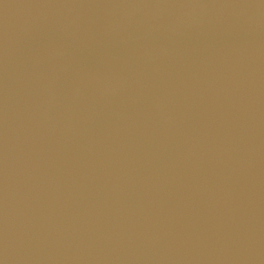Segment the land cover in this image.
Returning a JSON list of instances; mask_svg holds the SVG:
<instances>
[{
	"label": "water",
	"instance_id": "1",
	"mask_svg": "<svg viewBox=\"0 0 264 264\" xmlns=\"http://www.w3.org/2000/svg\"><path fill=\"white\" fill-rule=\"evenodd\" d=\"M0 264H264V0H0Z\"/></svg>",
	"mask_w": 264,
	"mask_h": 264
}]
</instances>
